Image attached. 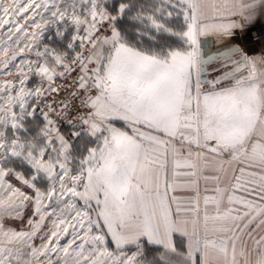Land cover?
Here are the masks:
<instances>
[{
  "label": "snow or ice",
  "instance_id": "obj_1",
  "mask_svg": "<svg viewBox=\"0 0 264 264\" xmlns=\"http://www.w3.org/2000/svg\"><path fill=\"white\" fill-rule=\"evenodd\" d=\"M0 264H264V0H0Z\"/></svg>",
  "mask_w": 264,
  "mask_h": 264
},
{
  "label": "built area",
  "instance_id": "obj_2",
  "mask_svg": "<svg viewBox=\"0 0 264 264\" xmlns=\"http://www.w3.org/2000/svg\"><path fill=\"white\" fill-rule=\"evenodd\" d=\"M257 32H258V30H257ZM257 33H253V35L255 36Z\"/></svg>",
  "mask_w": 264,
  "mask_h": 264
}]
</instances>
